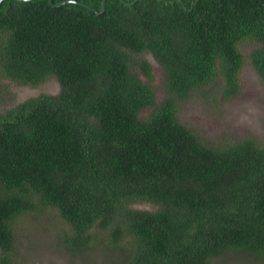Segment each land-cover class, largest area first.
<instances>
[{
    "label": "trees",
    "instance_id": "1",
    "mask_svg": "<svg viewBox=\"0 0 264 264\" xmlns=\"http://www.w3.org/2000/svg\"><path fill=\"white\" fill-rule=\"evenodd\" d=\"M246 60L264 89V0H2L0 77L60 89L0 113V264H19L17 222L52 212L64 249L117 264L264 259V143L209 144L179 118L220 80L236 96Z\"/></svg>",
    "mask_w": 264,
    "mask_h": 264
},
{
    "label": "rangeland",
    "instance_id": "2",
    "mask_svg": "<svg viewBox=\"0 0 264 264\" xmlns=\"http://www.w3.org/2000/svg\"><path fill=\"white\" fill-rule=\"evenodd\" d=\"M252 46L253 42L244 41L238 48L247 56ZM144 57L152 64L156 77L154 87L160 100L163 96L161 67L150 54ZM240 78V92L229 99L222 96L221 80L193 92L181 102L179 118L209 144L219 142L222 137L245 135H252L264 143V89L247 60L241 69ZM59 89V82L54 77L35 86L20 85L0 77V113L27 98L41 93L56 94ZM132 207L153 208L149 203H136ZM19 222L16 224L15 254L19 264H117L99 246L83 254L64 249L59 232L64 223L53 212L28 215V218ZM210 264H264V259L230 251L211 259Z\"/></svg>",
    "mask_w": 264,
    "mask_h": 264
},
{
    "label": "water",
    "instance_id": "3",
    "mask_svg": "<svg viewBox=\"0 0 264 264\" xmlns=\"http://www.w3.org/2000/svg\"><path fill=\"white\" fill-rule=\"evenodd\" d=\"M2 0H0L1 2ZM27 1V0H25ZM49 3L52 5V6H60L64 3H77L83 7H86L88 9H91L92 11L96 12V13H100L103 11V8H104V0L101 1V4H100V9L99 10H96V9H93L91 8L90 6L86 5L85 3H82V2H79V1H76V0H60L58 2H52V0H48ZM122 1V0H121Z\"/></svg>",
    "mask_w": 264,
    "mask_h": 264
}]
</instances>
